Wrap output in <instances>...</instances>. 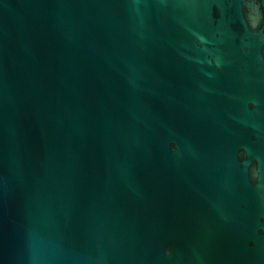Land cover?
Returning a JSON list of instances; mask_svg holds the SVG:
<instances>
[{
    "label": "water",
    "instance_id": "1",
    "mask_svg": "<svg viewBox=\"0 0 264 264\" xmlns=\"http://www.w3.org/2000/svg\"><path fill=\"white\" fill-rule=\"evenodd\" d=\"M0 264H264V0H0Z\"/></svg>",
    "mask_w": 264,
    "mask_h": 264
}]
</instances>
